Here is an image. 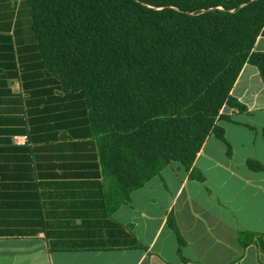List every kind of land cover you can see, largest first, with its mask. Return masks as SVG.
<instances>
[{
    "label": "crops",
    "instance_id": "crops-1",
    "mask_svg": "<svg viewBox=\"0 0 264 264\" xmlns=\"http://www.w3.org/2000/svg\"><path fill=\"white\" fill-rule=\"evenodd\" d=\"M29 37L0 30V264H264V82L255 65H243L230 92L246 111L220 110L224 140L210 134L189 169L169 162L111 209L76 98L25 105L24 84L36 80L21 76L37 51L17 39ZM253 50L264 52V36ZM244 233L254 237L242 243Z\"/></svg>",
    "mask_w": 264,
    "mask_h": 264
},
{
    "label": "trees",
    "instance_id": "trees-1",
    "mask_svg": "<svg viewBox=\"0 0 264 264\" xmlns=\"http://www.w3.org/2000/svg\"><path fill=\"white\" fill-rule=\"evenodd\" d=\"M0 30L29 31L17 40L37 51L21 76L36 80L24 84L25 105L76 98L111 209L169 162L189 169L210 134L224 140L223 105L246 111L230 94L246 62L264 82V52L253 50L264 36V0H0ZM169 225L182 243L173 218ZM257 244L264 253V238ZM134 246L142 248L135 238Z\"/></svg>",
    "mask_w": 264,
    "mask_h": 264
},
{
    "label": "rangeland",
    "instance_id": "rangeland-1",
    "mask_svg": "<svg viewBox=\"0 0 264 264\" xmlns=\"http://www.w3.org/2000/svg\"><path fill=\"white\" fill-rule=\"evenodd\" d=\"M13 1H16V0H13Z\"/></svg>",
    "mask_w": 264,
    "mask_h": 264
}]
</instances>
